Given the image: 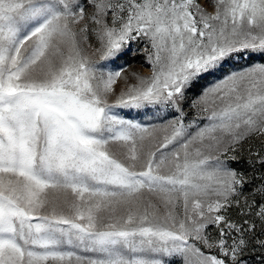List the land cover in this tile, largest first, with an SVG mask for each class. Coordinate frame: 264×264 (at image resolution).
I'll use <instances>...</instances> for the list:
<instances>
[{
	"label": "snow or ice",
	"instance_id": "1",
	"mask_svg": "<svg viewBox=\"0 0 264 264\" xmlns=\"http://www.w3.org/2000/svg\"><path fill=\"white\" fill-rule=\"evenodd\" d=\"M207 4L0 0V264H245L249 243L264 248L244 237L255 222L226 216L235 205L264 236V173L230 166L264 138V63L252 62L264 58V0ZM89 36L113 64L147 41L151 75L117 90L123 67L85 55ZM206 77L217 78L190 106L208 123L192 133L182 104ZM147 105L174 118L144 126L113 112Z\"/></svg>",
	"mask_w": 264,
	"mask_h": 264
},
{
	"label": "rangeland",
	"instance_id": "2",
	"mask_svg": "<svg viewBox=\"0 0 264 264\" xmlns=\"http://www.w3.org/2000/svg\"><path fill=\"white\" fill-rule=\"evenodd\" d=\"M204 6L208 8L209 11H212V8L207 4V0H202ZM84 22H81V25L74 26L75 30H79ZM88 45L92 47L89 48ZM97 43L95 38L89 36L87 42L81 41V47L84 49V54L87 55L90 59L97 62L98 66H102L107 64V70H119V68L123 67L124 72L122 73V77L120 80L117 81L115 85L117 90H120L123 87V78L127 77L129 83H136V80L132 77V73H137L141 76H150L152 72L151 64L148 59L150 45L147 41L142 39H137L136 41H132L129 44L128 50L125 52L122 58H120L115 64L101 61L98 54L94 53V49L97 47ZM252 62L256 63H264V58L260 57L259 55L252 57ZM247 62H245V66ZM240 65H236V68H239ZM219 75V74H218ZM217 77H206L205 79L201 80L199 84L195 85L191 90L186 93V100L183 102L182 106L184 108L186 115L185 124L194 123V126L189 129L190 132L194 133L197 130V127H201L204 124L208 123L207 115L208 113H198L196 109L192 108L190 105L193 101H195L199 94L202 92L203 88L208 86L213 80ZM109 102H114V98L110 97ZM113 112L124 119H130L135 122H138L144 126H151V125H161L166 123L168 120L174 118V109L165 106V105H147L145 108L142 109H131V108H114ZM159 135H162L159 134ZM262 140L264 138H251L249 141H246L243 145V150L238 154L239 156L245 157L246 160H253L255 164V168L249 166L248 170L250 172H254L255 174H260L259 172L264 171V166L260 163L256 162V157L254 155H250L247 151L249 148L252 150V153H256L257 151L264 152V145H262ZM110 150L113 152L116 157L125 163H128L125 160V157L122 155V150L120 149L118 144H110ZM233 155V153L229 152L225 155L221 156V159H227L228 156ZM233 168H237V165L232 163L230 165ZM251 175V173H249ZM257 184L260 183L259 180L255 181ZM252 184H248L245 186L244 195L249 196V190H251ZM243 206V205H241ZM233 207H236L235 205ZM229 210V209H228ZM227 210L226 216H229V211ZM163 211V210H162ZM179 211V209H178ZM239 217L242 218V223L244 219H251L253 222H258L260 228L256 229L254 234L252 233H244V237L246 240H251L253 235L259 237L260 239H264V236L260 235L261 224L259 220L254 216H241L239 215V211L237 214ZM223 227V224H221ZM247 227V226H245ZM211 233L213 238H219L218 229L215 226H209L208 230ZM233 236L237 234L232 233ZM229 243H231V239H229ZM250 246V245H249ZM215 251V250H214ZM82 255H92L91 253H80ZM264 248H260L258 245L250 248L249 250L245 251L242 256V260L245 264H264ZM165 260L170 261V264H181L180 257H165Z\"/></svg>",
	"mask_w": 264,
	"mask_h": 264
},
{
	"label": "trees",
	"instance_id": "3",
	"mask_svg": "<svg viewBox=\"0 0 264 264\" xmlns=\"http://www.w3.org/2000/svg\"><path fill=\"white\" fill-rule=\"evenodd\" d=\"M239 158V163H234V164H236L237 165V168H236V170H238V171H242V172H244L246 175H250L249 173H251V174H253L254 172H250L249 170H248V163H246V159H245V157H243L242 155L241 156H239L238 157ZM259 173H264V171H260ZM256 183V182H255ZM251 186V188L253 187V185H250ZM248 192H250V190L248 191ZM229 214H227V215H229V216H227V218L228 219H230V220H232V221H234V222H237V223H242V218L241 217H239L237 214H238V209H237V207H231V208H229ZM256 225H257V228H260V225H259V223L258 222H256ZM233 233H235V232H233ZM236 234V233H235ZM252 240V239H251ZM251 240H249V241H251ZM249 247H248V250L250 249V248H253V246H252V244L251 243H249ZM245 251H247V249L245 250ZM264 257V256H263Z\"/></svg>",
	"mask_w": 264,
	"mask_h": 264
}]
</instances>
